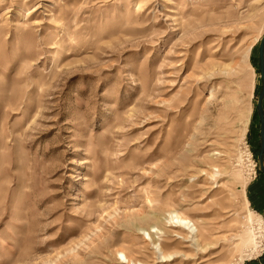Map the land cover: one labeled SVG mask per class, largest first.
I'll return each mask as SVG.
<instances>
[{
	"label": "rangeland",
	"instance_id": "1",
	"mask_svg": "<svg viewBox=\"0 0 264 264\" xmlns=\"http://www.w3.org/2000/svg\"><path fill=\"white\" fill-rule=\"evenodd\" d=\"M263 36L264 0H0V264H264ZM171 208L206 255L144 241Z\"/></svg>",
	"mask_w": 264,
	"mask_h": 264
},
{
	"label": "bare ground",
	"instance_id": "2",
	"mask_svg": "<svg viewBox=\"0 0 264 264\" xmlns=\"http://www.w3.org/2000/svg\"><path fill=\"white\" fill-rule=\"evenodd\" d=\"M212 144L213 142L208 143L207 146H212ZM210 156L212 159L216 161L218 160V158L221 157V153L217 151H212L210 153ZM213 165H211V168H209L211 169L209 172L206 171L204 173L206 178L210 180L215 178V176L218 175L219 173V169H217L218 166H213ZM210 188L211 189L218 188L222 192L223 191L222 189L224 188V184L221 182H217V180H215L213 181V184L210 186ZM225 198L226 200L229 199V195H227ZM248 211L249 214L251 215V211L250 210ZM250 217L249 220L251 219ZM164 220H165V228L167 229L166 232L162 234L159 231V229L152 226L151 227L152 232H148L146 234L148 238L146 240L143 239L144 241L149 242V245L154 250V253L158 254L159 258H161V262L168 261L173 255L176 256L179 255L188 258L186 253L185 254L183 253L184 255H182L181 252H176L171 255H165L164 252L165 249L167 248L165 241L169 239L171 240V237L174 239L173 241L175 243L174 245L175 247L185 246V244H187L188 246L182 248H187V251H189V253L192 256H194L192 258H195V256L197 255H206L209 252L207 250L213 247V243L210 241V239L212 238L208 235V231L210 228L207 229L199 220L190 218L184 212H181L180 210L174 208H171L167 211V218H165ZM143 232L146 233L145 231ZM150 234H153V236H151ZM165 235L167 236V238L164 239L163 237ZM248 242L256 246L255 245L256 243L254 244L253 237L250 238ZM118 254L124 259L125 264H142V262L138 260H134L133 257L127 255L124 252V250H120ZM208 260L209 259L207 256H203L200 258L198 264H204L208 262Z\"/></svg>",
	"mask_w": 264,
	"mask_h": 264
},
{
	"label": "water",
	"instance_id": "3",
	"mask_svg": "<svg viewBox=\"0 0 264 264\" xmlns=\"http://www.w3.org/2000/svg\"><path fill=\"white\" fill-rule=\"evenodd\" d=\"M259 70L260 78L262 81V89L258 96L257 101V113L260 121V148L258 155L259 171L264 176V110H263V99H264V36L259 44Z\"/></svg>",
	"mask_w": 264,
	"mask_h": 264
},
{
	"label": "crops",
	"instance_id": "4",
	"mask_svg": "<svg viewBox=\"0 0 264 264\" xmlns=\"http://www.w3.org/2000/svg\"><path fill=\"white\" fill-rule=\"evenodd\" d=\"M254 264V263H253Z\"/></svg>",
	"mask_w": 264,
	"mask_h": 264
}]
</instances>
